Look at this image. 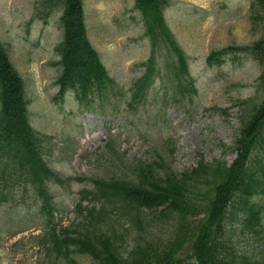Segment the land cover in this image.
Masks as SVG:
<instances>
[{
  "label": "rangeland",
  "instance_id": "obj_1",
  "mask_svg": "<svg viewBox=\"0 0 264 264\" xmlns=\"http://www.w3.org/2000/svg\"><path fill=\"white\" fill-rule=\"evenodd\" d=\"M253 1L165 0L164 27L183 52L193 80V89L181 93L173 78L172 48L167 42L152 47L135 0H82L88 41L111 79L103 98L95 96L83 106L71 92L61 104L53 101L62 5L0 0V44L23 79L31 129L41 137L47 168L71 179L47 182L56 222L70 226L81 191L104 176L110 139L120 146L123 161H152L160 155L177 173L194 168L198 155L232 163L236 152L228 148L240 117L264 102L262 68L248 51L264 35V11L252 9ZM211 53L216 56L208 64ZM146 71L150 78L141 82L142 99L133 100L134 84ZM34 208L32 202L21 213L14 206L0 207V264L42 263L34 237L44 230L28 215ZM79 261L91 264L87 258ZM185 264L195 263L188 258Z\"/></svg>",
  "mask_w": 264,
  "mask_h": 264
},
{
  "label": "trees",
  "instance_id": "obj_2",
  "mask_svg": "<svg viewBox=\"0 0 264 264\" xmlns=\"http://www.w3.org/2000/svg\"><path fill=\"white\" fill-rule=\"evenodd\" d=\"M52 1L63 8L53 101L61 103L71 92L77 103L88 106L95 96L104 97L111 79L88 41L82 0ZM263 2L254 0L251 8L264 11ZM135 4L152 47L167 42L172 48L177 90L193 89L185 56L164 27L165 0ZM261 19L264 23V14ZM248 51L262 68L264 85V35ZM215 56L211 53L207 63ZM149 78L146 71L134 84L133 100L142 99L141 82ZM27 106L23 79L0 44V207L14 206L21 213L29 202L35 205L28 215L44 230L34 237L43 253L40 264H81L79 258L91 264H185L188 258L195 264H264V102L240 117L228 148L236 152L230 165L198 155L194 168L177 173L160 155L152 161H123L117 141L108 140L104 176L81 191L67 227L56 222L47 182L71 179L47 168ZM186 252L190 257L183 256Z\"/></svg>",
  "mask_w": 264,
  "mask_h": 264
}]
</instances>
